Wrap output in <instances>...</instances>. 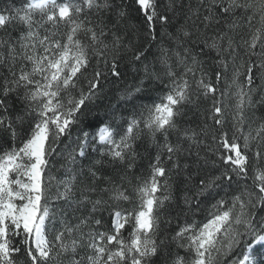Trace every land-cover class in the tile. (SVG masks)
<instances>
[{"label":"snow or ice","instance_id":"1","mask_svg":"<svg viewBox=\"0 0 264 264\" xmlns=\"http://www.w3.org/2000/svg\"><path fill=\"white\" fill-rule=\"evenodd\" d=\"M135 3L144 47L125 0L0 9V264H264V0ZM125 57L139 79L91 115ZM146 85L159 102H142ZM202 98L211 125L193 126ZM142 138L156 153L129 192Z\"/></svg>","mask_w":264,"mask_h":264},{"label":"trees","instance_id":"2","mask_svg":"<svg viewBox=\"0 0 264 264\" xmlns=\"http://www.w3.org/2000/svg\"><path fill=\"white\" fill-rule=\"evenodd\" d=\"M25 2L26 0H0V9L6 8L9 5L20 7ZM160 2L163 3V0H160ZM125 4L127 6V11L129 14V24L134 25L135 28L138 29L136 31H133V28L129 27L128 39L133 40L136 43L137 47H144L145 44L147 43V40H146V33L143 24V16L140 13V9L136 5L135 0H125ZM171 30L172 29L170 28L169 31ZM157 31L158 32L160 31L159 28L157 29ZM157 52H158V45L156 42H153L152 48L149 52V60H151L153 58V54ZM129 59H130L129 57H125L124 62L121 65V70L125 72L127 78L123 81L115 82L114 78L109 76L108 81L103 82V92L101 96L95 99L92 102V104L89 105V108L92 109L91 115L95 116L97 111L102 115L105 111V106L108 105L109 102H111L112 105H116L117 107H121L123 105V102L119 101L118 99L120 91L125 87V85L135 83L140 76V74L132 72L129 66ZM137 67H139V65H137ZM157 67L159 68V65ZM87 75L90 77L91 72H89ZM257 83H259V81H257ZM81 85L83 86L84 90L87 91V83L85 80L83 79L81 80ZM218 87L222 89L224 87L223 83L218 85ZM164 91L165 90L163 89V87L155 86V85H153L152 87H148L146 85V91L143 94H141L143 98L142 102L144 104H149V105L154 102H159V97L163 95ZM254 99H259V95L254 97ZM210 103H211V98H209L208 100L202 98L199 104V110L196 109L187 110L188 112L187 118L190 120L193 126L203 123H208L209 125H211V121L206 119V117L209 115L207 110L210 108ZM97 106L99 107L97 108ZM130 108L131 105H129L128 108L123 109V114L125 116L130 114ZM254 114L258 118L264 117V104L257 105ZM257 123H259V120H257ZM224 127L229 131V134L231 135V123L229 122ZM65 143H67V141H65ZM137 152L140 153V156L137 159L136 167L133 171L127 173V178L131 181V185H126V187L129 188V192H131V187L136 184L137 177H146L148 175L149 165L155 156L156 149L154 146L151 145L150 142H146V138H142L140 141L137 142ZM53 163L55 166L51 169V175L55 178V180H60L65 175L64 169L61 168V164H63V160L56 158L53 161ZM106 174L115 175V170L108 169L106 170ZM53 191H55L54 187H53ZM238 191H239L238 187H233L232 189L221 190L219 192V195L225 196V193L227 192V196L231 197ZM176 195L177 197H179L180 195L179 188H177ZM181 203H182L181 201L177 200L175 204L168 205L169 213L171 215L177 216V218L174 219L171 225L169 226V231L172 233L178 230V226L182 225L186 219V217H184L182 214H178L179 213L178 205ZM123 207H129V205L125 204L123 205ZM196 219L198 221L203 220L204 214L201 213L197 215ZM109 222L110 221L107 216V213H105L104 214L105 226H107Z\"/></svg>","mask_w":264,"mask_h":264}]
</instances>
